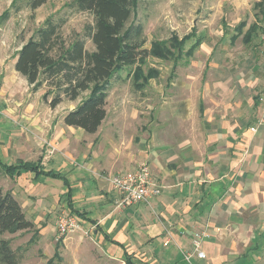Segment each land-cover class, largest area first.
<instances>
[{
  "label": "crops",
  "instance_id": "1",
  "mask_svg": "<svg viewBox=\"0 0 264 264\" xmlns=\"http://www.w3.org/2000/svg\"><path fill=\"white\" fill-rule=\"evenodd\" d=\"M238 34L237 31L234 37ZM250 41L245 43L248 45ZM200 52L187 58V69L177 73L184 80L186 86L181 90L186 94L179 103L172 99L173 123H163L172 126L166 134L170 141L158 151L164 161L154 181L161 193L153 199L152 206L166 224L173 225L171 245L166 225L161 229L158 224L147 223L145 230L125 233L134 215L144 217L148 208L142 209L139 204L125 206L119 222L112 206L118 204L117 195L109 187L102 193L100 188L104 184L100 181L94 182L87 174L68 169L72 165L68 161L72 141L58 136L57 131L53 133V122L37 116L41 108L35 105L26 108L7 105L0 112V160L8 166L18 162L39 163L40 170L59 174L66 184L64 180L22 172L3 175L0 188L10 192L18 202L29 196L33 214L41 208V200L53 199V191L62 194L68 208L70 204L80 214L82 223L94 227L92 237L99 249L107 253L108 261L103 264H125V254L132 264H148V260L135 255L137 249L140 253L162 254L159 261L149 264H187L181 251L191 250L189 237L195 227L207 232L201 245L206 259L194 256L197 260L192 264H259L253 256L258 259L257 255L264 251V230L260 228L264 222V73L260 71L263 67L258 53L248 54L242 64L230 51L231 54L216 57L211 51L203 56ZM202 61L207 70L195 72L194 66ZM197 74L204 80L197 79ZM46 102L48 105L49 101ZM65 128L66 132L73 129ZM45 144L56 146L60 153H51L48 148L44 151ZM27 180V187L19 184L17 191L12 188L13 182ZM97 193L101 196L96 199ZM74 198L82 202L80 211ZM139 219L143 224L145 218ZM135 240L138 247L132 245ZM245 254L248 261H244Z\"/></svg>",
  "mask_w": 264,
  "mask_h": 264
},
{
  "label": "rangeland",
  "instance_id": "2",
  "mask_svg": "<svg viewBox=\"0 0 264 264\" xmlns=\"http://www.w3.org/2000/svg\"><path fill=\"white\" fill-rule=\"evenodd\" d=\"M135 1L136 8L129 24L142 25L146 41L144 48L161 51L166 58L157 59L149 56L139 60L131 69L123 68L116 74L106 100V117L96 133L86 134L75 128L66 132L62 119L88 95V92L74 102L62 97L61 103L51 109L46 101H50L54 94L47 96L46 100L43 96L45 92L54 90L44 84L33 92L32 87L15 72L14 62L15 54L21 45L32 37L46 20H51L59 27L60 40L57 42L59 48L62 45L60 43L68 47L74 40L82 38L85 27L93 24V17L89 13L77 11L70 5L69 0H49L34 11L29 9L27 0H0V17L5 13L7 17L0 20V112L6 109L7 105L17 104L21 108H26L28 105L40 107L41 113L37 112V116L49 118L53 122V133L57 131L58 136H66L72 141L68 147L71 155L68 161L72 165L69 164L68 169H74V173L80 172V175L85 173L94 182L100 181L104 184L103 188L99 187L102 193L106 192L107 187L110 188L108 180L112 176L131 171L141 164H146L153 179H156L155 175L164 161L159 158L158 151L162 149L163 143L168 145L167 142L170 140L166 138V134L172 129L171 124L163 126V123L164 121L173 123L172 116L170 118L172 99L179 103L181 96L185 97L186 93H183L181 88L186 85L183 83V78L177 77V73L187 69L189 62L186 61V52L194 43L197 42L199 45L194 49L193 54L202 51L200 55L203 56L211 51L210 54L216 57V55L232 53L237 61L238 59L242 61V64L246 63L244 61L248 54L258 53L263 67L260 71L264 73V54L260 44L264 32V0ZM252 25H256L257 29L250 44L247 45L243 35ZM235 28H238V31L240 29L239 34L231 38L237 35ZM181 40L183 46L180 45ZM85 49L89 52L94 49L89 40L85 41ZM229 51L231 53H228ZM201 63L194 66L195 72L207 70L204 61ZM245 66L247 65L243 67ZM197 75L199 76L197 79L204 80L203 76ZM15 93L18 95L16 96ZM45 149L54 154L60 153L56 146L45 144L44 151ZM28 183V180L13 182L14 186L10 184L9 186L17 191L19 184L27 187ZM2 185L5 186V183ZM53 192V199L41 200V208L35 210V214L31 212L32 199L29 196L22 197L19 202L16 200L19 205L22 204L20 207L25 218L33 224V228L14 234L5 233L0 238L8 240L11 249L21 256L19 264L106 263L107 253L99 249V244L92 237L94 227H88L80 220L79 228L73 233L67 236L58 234V218L68 212L69 208L64 196L56 193V190ZM100 196L97 193L96 199ZM74 199V205H77L76 209L80 211L79 205H82V202H78L79 198ZM154 200L139 204L142 209L148 208L147 212L144 213V217L139 213L134 215L128 230L125 227L126 234L129 231L137 233L145 230L149 223L158 224L161 229L166 225V235L168 240L171 239L170 232L175 234L171 229L173 225L166 224L168 222L160 218L158 211L152 206ZM117 201L118 204L112 206L115 217L120 222L123 219L121 209L128 205H119L120 200ZM139 217L142 220L145 218L143 224L139 222ZM260 228L264 230V222L260 223ZM199 232L206 230L201 227L192 229V235L189 237L191 250L181 251L183 261L187 264L197 260L192 258L195 256L192 240L195 233ZM206 238L207 232L202 243ZM171 240L170 245L173 242ZM137 241L135 240L132 245L138 247ZM150 252L140 253V249H137L135 255L140 259L148 260V264L156 259L159 261L162 254ZM187 255L192 256L189 263L185 261ZM244 256V261H248V254ZM257 256L258 259L254 254V261L264 264V251Z\"/></svg>",
  "mask_w": 264,
  "mask_h": 264
},
{
  "label": "trees",
  "instance_id": "3",
  "mask_svg": "<svg viewBox=\"0 0 264 264\" xmlns=\"http://www.w3.org/2000/svg\"><path fill=\"white\" fill-rule=\"evenodd\" d=\"M47 1L27 0V4L34 11ZM69 1L77 11L89 13L93 17V24L85 27L84 36L74 40L68 47L60 43L62 45L57 48L59 27L51 20H46L16 52L14 70L32 87L33 92L44 84L54 90V93L47 91L43 96L46 100L47 96L54 94L48 103L51 109L61 103L62 97L74 102L88 92L73 110L66 113L63 123L81 129L86 134H94L106 117V100L116 74L123 68L131 69L139 60L149 56L163 59L166 55L155 49L144 48L146 41L142 25L129 24L136 8L135 0ZM4 18H7L6 13L0 20ZM256 29V25H252L244 35L247 43ZM86 40L92 43L93 51L85 49ZM179 42L183 46V40ZM198 45L196 42L188 49L187 58L193 55ZM22 172L64 180L52 171L44 173L39 163L18 162L8 166L0 160V179L3 175H19ZM63 183L66 184L65 180ZM71 208L69 204V210L80 217ZM32 228L33 224L25 218L16 199L10 192H3L0 188V236ZM20 261L21 256L11 249L10 242L0 238V264H19ZM125 264H132L126 254Z\"/></svg>",
  "mask_w": 264,
  "mask_h": 264
},
{
  "label": "built area",
  "instance_id": "4",
  "mask_svg": "<svg viewBox=\"0 0 264 264\" xmlns=\"http://www.w3.org/2000/svg\"><path fill=\"white\" fill-rule=\"evenodd\" d=\"M264 54V32L260 38ZM264 94V92H263ZM262 100V99H260ZM251 131H255L254 128ZM110 188L120 200L119 205H135L147 203L160 196L161 190L155 183L150 169L146 164H141L131 171L116 174L108 180ZM80 218L70 210L58 218L57 231L60 236H67L79 228ZM206 237V232L195 233L192 244L194 255L197 259H204L201 243ZM192 256H185V261L190 262Z\"/></svg>",
  "mask_w": 264,
  "mask_h": 264
}]
</instances>
